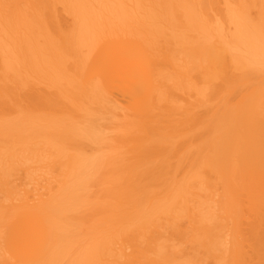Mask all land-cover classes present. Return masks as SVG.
I'll return each instance as SVG.
<instances>
[{
	"label": "bare ground",
	"instance_id": "obj_1",
	"mask_svg": "<svg viewBox=\"0 0 264 264\" xmlns=\"http://www.w3.org/2000/svg\"><path fill=\"white\" fill-rule=\"evenodd\" d=\"M0 264H264V0H0Z\"/></svg>",
	"mask_w": 264,
	"mask_h": 264
}]
</instances>
